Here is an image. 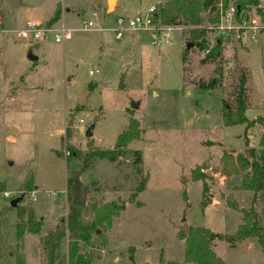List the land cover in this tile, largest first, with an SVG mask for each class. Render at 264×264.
<instances>
[{
	"label": "rangeland",
	"instance_id": "rangeland-1",
	"mask_svg": "<svg viewBox=\"0 0 264 264\" xmlns=\"http://www.w3.org/2000/svg\"><path fill=\"white\" fill-rule=\"evenodd\" d=\"M168 1L137 0L128 14L119 15L131 17L151 6L161 9ZM258 4L264 11V0ZM58 5L61 18L51 25L73 29V39L26 47L17 32L28 20L48 24ZM105 7V0H0V184L5 187L0 211L11 224L9 241L16 246V207L34 209L43 221L42 233L24 238L16 252L26 264H44L40 238L67 217L73 190L82 185L85 218L96 202L123 205L103 238L94 234L91 241L79 243L81 253L94 257L92 264H196L185 261L183 228L185 234L202 227L234 235L243 223V210L251 208L253 193L238 190L245 172L228 176L222 162L226 153L235 158L246 154V127H225L222 114L225 104L234 106L236 86L246 72L247 117L264 118V23L255 8L247 12V19L263 28L255 41L244 43L234 36L225 40L208 23L214 15L203 14L209 49L221 43L220 54L206 61L207 51L192 42L187 48L191 27L173 31L171 43L166 32L156 38L149 32H124L117 38L112 30L116 2ZM89 20L105 30H82ZM32 52L37 61L29 58ZM215 78L222 79L220 88L200 89ZM132 118L139 123L141 139L127 145L116 162L95 159L70 181L88 154L114 149ZM247 135L249 148L261 152L264 127L256 125ZM127 151L138 155L128 157ZM200 175L203 180L196 179ZM142 182L144 190L134 195ZM204 183L209 189L205 206ZM249 241L252 250L247 243L219 240L211 248L225 264H264L258 243ZM68 242L63 239L60 255L67 260Z\"/></svg>",
	"mask_w": 264,
	"mask_h": 264
},
{
	"label": "trees",
	"instance_id": "trees-1",
	"mask_svg": "<svg viewBox=\"0 0 264 264\" xmlns=\"http://www.w3.org/2000/svg\"><path fill=\"white\" fill-rule=\"evenodd\" d=\"M222 3L224 10L230 5L236 6L237 19L240 21V15L247 18V12L256 9L258 16L264 23V11L259 7L258 0H169L168 3L159 10L157 15L161 26L173 27H191L189 30V43H194L202 51H207L206 61L216 58L221 51V43H217L214 48L209 49L205 30L203 26V14L216 12L219 4ZM208 22L216 24L219 22L218 13ZM61 18L60 5L48 26L59 21ZM188 50L184 51L182 60H186ZM247 80L248 75L243 72L236 86L234 95V106H224L222 121L225 127H233L237 125H245V144L247 147L246 154H239L234 157L233 154L226 153L223 156L225 174L228 176L238 175L245 172L242 177V183L238 190L251 191L253 197L251 199V208L243 210V223L239 225L234 235L215 233L208 228H190L188 234L184 232L181 235L186 237L185 261L187 263L196 264H225L212 250L211 246L215 240L235 244L246 240H255L264 255V148L261 152L255 148H249L247 138L248 131L256 125L264 127V118H256L250 120L247 117L249 109L247 97ZM222 85L221 78L211 79L208 83H201L200 89L211 91L220 88ZM92 89V88H90ZM71 124L67 125V136L71 139ZM142 130L139 123L135 119H131L126 130L121 133L115 143L113 150L96 149L88 154L83 162L81 169L72 174L70 181L78 178L87 169L91 168L95 159H106L116 162L125 152V147L131 142L140 140ZM70 154L76 155L73 146L67 143ZM128 157L137 156V151H127ZM69 161V159L67 160ZM140 158L136 162H139ZM197 180H203V176H197ZM30 183H27L25 190H29ZM145 182H142L134 195L142 192ZM4 185L0 184V192H3ZM208 187L204 183L203 188V205L207 204ZM258 204L260 209H258ZM123 205L116 202L93 204L90 217L85 218L83 209L75 204L70 205L66 218L59 221L58 225L45 236L40 238V245L44 257V264H92L94 257L80 252L79 243L91 241L94 234L98 237L103 236L112 229L114 219L120 217ZM17 223H16V246L9 241V229L11 224L5 217L4 209L0 211V264H13L12 258L15 259L14 264H26L25 257L20 252L25 235H40L42 233L43 221L37 218L34 209L24 206L16 207ZM105 233V234H104ZM68 238V260L62 258V241ZM106 243V238L103 239ZM103 242V243H104Z\"/></svg>",
	"mask_w": 264,
	"mask_h": 264
},
{
	"label": "built area",
	"instance_id": "built-area-1",
	"mask_svg": "<svg viewBox=\"0 0 264 264\" xmlns=\"http://www.w3.org/2000/svg\"><path fill=\"white\" fill-rule=\"evenodd\" d=\"M159 10L160 8L157 6H151L145 12L133 15L131 17L119 16L115 19L116 27L112 30L116 32L117 38L122 37L124 32H149L153 34L154 38H156L158 33L166 32L168 33L167 42L171 43L173 40L171 33L181 27L161 26L160 20L157 17ZM217 13L219 15V22L216 24L208 23L211 26V29L218 30L220 35L225 40H230V38L234 36L235 40L238 42L245 43L247 39L248 41H255L261 28H263L261 22H253L250 19L243 18L241 15V19L239 21L237 19L236 6L234 5H230L227 10H224L222 3H220L213 15L215 16ZM91 16L96 17V12H92ZM223 21H226V24H223ZM82 30L103 31L105 29L94 21L89 20L84 23ZM17 33L21 40H25L27 42L38 44L46 40H50L56 43L64 44L66 41L73 39L74 30L67 29L64 26L60 28H55L53 26L50 27L45 23L28 20L24 27ZM94 73V71H90L91 75ZM5 194L8 195V193Z\"/></svg>",
	"mask_w": 264,
	"mask_h": 264
},
{
	"label": "water",
	"instance_id": "water-1",
	"mask_svg": "<svg viewBox=\"0 0 264 264\" xmlns=\"http://www.w3.org/2000/svg\"><path fill=\"white\" fill-rule=\"evenodd\" d=\"M110 8H113V5L110 3V0H109V2H108V9H110ZM192 46H193V44H188V47H187V48L189 49V48H191ZM29 58H30L31 60L34 59L32 55H29ZM80 99H81V103H85V101H86V96L83 95V96H81ZM136 107H137V105L134 104V105H133V108H136ZM92 129H94V126H92ZM9 133H10V134H14V133H15V130H14V129H11V130H9ZM87 136H88V137H91V136H92V132L89 131L88 134H87ZM235 155L237 156V154H235ZM77 189L79 190V193L76 195V193H77V192H76ZM73 191H74V192H73V203H74L76 206H80V207H82L83 204L85 203V199H86V193H87V192H86V188H85L84 186L80 185L79 187H76ZM19 201H20V198L14 200V201L11 203L12 207H16ZM184 220H185V219H184ZM183 231L186 232V231H187V228H186V227L183 228Z\"/></svg>",
	"mask_w": 264,
	"mask_h": 264
},
{
	"label": "crops",
	"instance_id": "crops-1",
	"mask_svg": "<svg viewBox=\"0 0 264 264\" xmlns=\"http://www.w3.org/2000/svg\"><path fill=\"white\" fill-rule=\"evenodd\" d=\"M108 2H109V0H105V3H106V7H105V9H107L108 8ZM137 2V0H116V8H115V12L113 13V15H115V14H118L117 16H116V18L117 17H119V16H121V15H125V13L126 14H128L129 12H130V10H131V5L132 4H134V3H136ZM124 4V5H123ZM135 5V4H134ZM67 12H70V10H67ZM119 13H121V15H119ZM45 24H47V23H45ZM25 25V24H24ZM25 45H26V47H29L30 49L32 48V47H34V45H35V47H36V45H37V47H40V45L41 44H37V43H32V42H27V41H25ZM30 55H32L33 56V61L35 60V61H37L38 60V58L37 57H35L34 56V54H33V52L30 54ZM64 131V130H63ZM62 131V132H63ZM29 235H26V236H24V238H26V237H28ZM23 241H24V239H23ZM221 243H225V242H221ZM248 244V243H252V241L250 242L249 240H246V241H243L241 244H238V245H244V244ZM253 244V243H252ZM233 248H235L236 246H232ZM252 246H250V244H248V249L249 250H252V248H251Z\"/></svg>",
	"mask_w": 264,
	"mask_h": 264
},
{
	"label": "bare ground",
	"instance_id": "bare-ground-1",
	"mask_svg": "<svg viewBox=\"0 0 264 264\" xmlns=\"http://www.w3.org/2000/svg\"><path fill=\"white\" fill-rule=\"evenodd\" d=\"M115 2H116V0H110V3H111L112 5H114Z\"/></svg>",
	"mask_w": 264,
	"mask_h": 264
},
{
	"label": "flooded vegetation",
	"instance_id": "flooded-vegetation-1",
	"mask_svg": "<svg viewBox=\"0 0 264 264\" xmlns=\"http://www.w3.org/2000/svg\"><path fill=\"white\" fill-rule=\"evenodd\" d=\"M74 192V191H73ZM76 192H78V189H77V191Z\"/></svg>",
	"mask_w": 264,
	"mask_h": 264
}]
</instances>
